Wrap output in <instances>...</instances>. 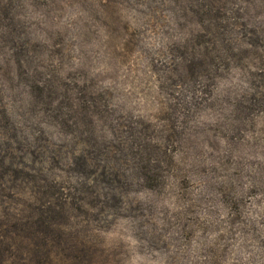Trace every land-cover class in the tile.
Wrapping results in <instances>:
<instances>
[{
  "label": "rangeland",
  "instance_id": "374dc122",
  "mask_svg": "<svg viewBox=\"0 0 264 264\" xmlns=\"http://www.w3.org/2000/svg\"><path fill=\"white\" fill-rule=\"evenodd\" d=\"M0 264H264V0H0Z\"/></svg>",
  "mask_w": 264,
  "mask_h": 264
}]
</instances>
